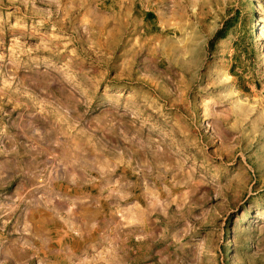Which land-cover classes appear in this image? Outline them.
Instances as JSON below:
<instances>
[{
    "label": "rangeland",
    "instance_id": "1",
    "mask_svg": "<svg viewBox=\"0 0 264 264\" xmlns=\"http://www.w3.org/2000/svg\"><path fill=\"white\" fill-rule=\"evenodd\" d=\"M263 26L264 0H0V264H264Z\"/></svg>",
    "mask_w": 264,
    "mask_h": 264
},
{
    "label": "bare ground",
    "instance_id": "2",
    "mask_svg": "<svg viewBox=\"0 0 264 264\" xmlns=\"http://www.w3.org/2000/svg\"><path fill=\"white\" fill-rule=\"evenodd\" d=\"M259 2H262V0H258ZM264 28V26L262 27ZM258 46H264V41L261 39V41L259 42ZM263 61H264V57H263ZM227 133V132H226Z\"/></svg>",
    "mask_w": 264,
    "mask_h": 264
},
{
    "label": "trees",
    "instance_id": "3",
    "mask_svg": "<svg viewBox=\"0 0 264 264\" xmlns=\"http://www.w3.org/2000/svg\"><path fill=\"white\" fill-rule=\"evenodd\" d=\"M219 33H220V32H219ZM219 33H218L217 37H220V36H219V35H220Z\"/></svg>",
    "mask_w": 264,
    "mask_h": 264
}]
</instances>
